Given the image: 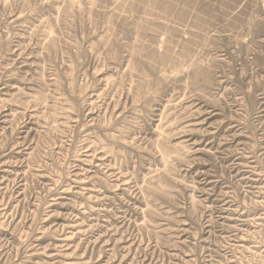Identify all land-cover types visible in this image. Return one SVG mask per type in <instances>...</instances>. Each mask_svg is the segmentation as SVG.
<instances>
[{"label": "rangeland", "instance_id": "rangeland-1", "mask_svg": "<svg viewBox=\"0 0 264 264\" xmlns=\"http://www.w3.org/2000/svg\"><path fill=\"white\" fill-rule=\"evenodd\" d=\"M0 84V264L63 236L83 264H264V0H0Z\"/></svg>", "mask_w": 264, "mask_h": 264}, {"label": "bare ground", "instance_id": "bare-ground-1", "mask_svg": "<svg viewBox=\"0 0 264 264\" xmlns=\"http://www.w3.org/2000/svg\"><path fill=\"white\" fill-rule=\"evenodd\" d=\"M7 22V21H6ZM202 28V27H201ZM134 29V28H133ZM196 43V42H195ZM140 56V55H139ZM163 57V56H162ZM149 62V61H148ZM180 62V61H179ZM198 66V65H197ZM177 68V67H176ZM179 68V67H178ZM184 69V68H183ZM199 69V68H198ZM178 70V69H177ZM181 70H182V67H181ZM185 70V69H184ZM203 70V69H202ZM198 71V70H197ZM204 71V70H203ZM173 72V71H172ZM183 72V71H182ZM200 72V71H199ZM199 72L197 73V74H199ZM202 72V71H201ZM200 72V73H201ZM203 74H200V75H198V76H202V75H204V73H205V71L204 72H202ZM174 74V73H173ZM196 74V75H197ZM163 76V75H162ZM207 76V75H206ZM161 78H163V77H161ZM205 78V77H204ZM208 78V77H207ZM163 79H165V78H163ZM206 79V78H205ZM205 79H204V81H205ZM203 81V82H204ZM204 83H206V82H204ZM1 85V84H0ZM13 87H11L10 85H7V84H5V85H1L0 86V95H6L7 96V94H6V92H8L10 89H12ZM14 90V89H13ZM95 94V93H94ZM251 94V93H250ZM198 95V94H197ZM96 97H97V95H95ZM94 96V98H96ZM249 96V95H248ZM93 97V95H91L90 96V98L91 99H93L92 98ZM3 98V97H2ZM1 100V99H0ZM5 100V99H4ZM94 100V99H93ZM198 99H196L194 102H193V108H194V114H193V116H191L192 118H190V119H187L184 123H183V125H182V127L183 128H185V130L183 129L182 130V133H180V135L178 136V138H180V141H182V144L184 143V142H186L188 145H189V147H190V149H191V154L193 155V157H196V156H198V155H203V154H211V152H212V148H213V142L211 141V137H213V133H214V130L212 129V124L214 123V119L217 117V115H218V113L216 112V107L214 106V105H212V104H208V103H206L205 101H203L202 102V100H199V101H197ZM1 102V101H0ZM90 103H91V101H90ZM248 104V103H247ZM9 110H10V108H9ZM263 110V109H262ZM120 112V111H119ZM3 113V112H2ZM2 113H1V119H0V124H7L6 122H7V117H9L10 115H8L7 113H4L3 115H2ZM10 114V113H9ZM87 116H89V117H91V113H87L86 114V117ZM88 117V118H89ZM9 119V118H8ZM87 119V118H86ZM93 121V120H92ZM90 122L91 121H89V124H90ZM31 123H32V121H31ZM26 124V123H25ZM88 124V125H89ZM91 126V125H90ZM201 126H204L205 127V130H203V133H200V131H199V129H198V127L200 128ZM181 127V128H182ZM3 128H5V126L3 127ZM86 128V127H85ZM88 128V127H87ZM218 128V127H217ZM201 129H203V128H201ZM27 130H29V129H27ZM92 130V129H91ZM212 130H213V132H212ZM3 131V130H2ZM88 131V130H87ZM27 132H29V131H27ZM179 132V131H178ZM84 133V132H83ZM153 133V132H152ZM27 134V133H26ZM107 134V133H106ZM182 139V140H181ZM180 141H179V143L178 142H176L177 144H180ZM185 143V144H186ZM127 144V143H126ZM181 145V144H180ZM122 146V145H121ZM178 146V145H177ZM119 147V146H118ZM130 147V146H129ZM95 150V149H94ZM94 150H87L85 153V155H83V157L80 159V164L81 165H84V166H89V167H94V166H97L98 165V167L99 166H103V165H101L100 163H102L103 162V156H102V152H100V153H98V154H96L97 152L96 151H94ZM92 151H94V153L92 152ZM98 151V150H97ZM190 151V150H189ZM227 151V150H226ZM104 153V152H103ZM19 156V155H18ZM191 158V157H190ZM105 160V159H104ZM104 163V162H103ZM167 163V162H166ZM94 164V165H93ZM100 164V165H99ZM105 164V163H104ZM165 165V164H164ZM234 165V164H233ZM111 166V165H110ZM109 166V167H110ZM78 167V166H77ZM81 167V166H80ZM85 167V168H86ZM79 168V167H78ZM82 168L84 169V167L82 166ZM97 168V167H96ZM1 169V168H0ZM5 169V168H4ZM76 169V168H75ZM87 170H90V169H88V168H86ZM95 169V168H94ZM99 169V168H98ZM107 169V168H106ZM105 169V170H106ZM78 170V169H77ZM77 170H76V172L74 173V174H71V176L73 175V177H74V179H73V181L74 180H76L75 181V183L76 182H78V179H82V177H84L83 176V174H82V177H80V175L81 174H79V173H77ZM80 170V169H79ZM2 171V170H1ZM7 172H9L8 170H6ZM81 171V170H80ZM84 171V170H83ZM82 171V172H83ZM96 171V170H95ZM117 171V170H116ZM4 172H5V170H4ZM79 172V171H78ZM81 172V173H82ZM93 172V171H92ZM107 172V171H106ZM110 172V171H109ZM73 173V172H72ZM87 173V172H86ZM114 173V172H113ZM203 173V175L205 176L204 177V183H203V193L204 192H206V191H208V190H210L211 189V187L214 185V179H212V176H210V174H207L206 173V171L204 172H202ZM89 174H91L90 172H89ZM112 174V173H111ZM110 174V175H111ZM84 175H86V174H84ZM87 176H89V175H87ZM92 176V175H91ZM116 178H118L116 175H114ZM121 174H120V178H121ZM69 177V176H68ZM85 178H87L88 179V177H85ZM84 179V178H83ZM119 179V178H118ZM90 179H88V181H89ZM124 180V179H123ZM1 181V180H0ZM80 181H83V180H79V182ZM116 181V180H115ZM120 181V180H119ZM119 181H117V183L119 182ZM126 182V181H125ZM73 183V182H72ZM75 183H73V184H75ZM84 183V182H83ZM91 183V182H90ZM120 183H122V182H120ZM70 184H71V182H70ZM78 183H76L75 185H77ZM82 184V183H81ZM80 184V185H81ZM87 184H88V182H87ZM94 184V183H93ZM125 184V183H124ZM123 184V185H124ZM74 185V187H76ZM84 185V184H83ZM83 185H82V187H83ZM90 185V184H89ZM89 185H88V187H89ZM118 185H119V183H118ZM122 185V184H121ZM122 185V186H123ZM69 186V185H68ZM79 186V185H78ZM80 187V186H79ZM85 187H86V185H85ZM120 187V186H119ZM68 188V187H67ZM66 188V189H67ZM123 188V187H122ZM54 189V188H53ZM66 189H64V190H62V194H66L67 193V191H69L70 193H71V191L70 190H66ZM70 189V188H69ZM76 189V188H75ZM75 189H73V191H72V193H77L76 191H74ZM78 189H80V188H78ZM81 189H83V188H81ZM89 189V188H88ZM87 189V190H88ZM96 189V188H95ZM59 190V189H58ZM93 190V189H92ZM91 190V191H92ZM61 191V190H60ZM90 191V190H89ZM90 191V192H91ZM93 191H95V190H93ZM90 192H88V193H90ZM264 192V191H263ZM79 193V192H78ZM87 193V192H86ZM93 193H95V192H93ZM97 193V192H96ZM95 193V194H96ZM208 193V192H207ZM206 193V194H207ZM57 194V193H56ZM55 194V195H56ZM81 194V193H80ZM205 194V193H204ZM68 195V194H67ZM77 195H79V194H77ZM97 195V194H96ZM58 196V195H57ZM59 196H60V193H59ZM63 198V197H62ZM61 198H54L53 197V201H52V203H51V208H50V212H49V217H51L52 219H51V221H58V224L60 225V223L61 224H64L66 227H67V229H70V230H72V231H79V229L81 228L79 225H77L76 223H71V222H69V221H67V219H65L64 218V214H62V215H64V216H62L61 217V215H59V213H60V211H59V213L57 212V211H55V210H63V209H65L66 208V201H64V200H60ZM64 199H66V198H64ZM94 199H96V197L94 198ZM99 199H100V197H99ZM96 200H98V198L96 199ZM95 200V201H96ZM69 201V200H68ZM100 201H102V198H101V200ZM99 201V202H100ZM65 202V203H64ZM68 204V203H67ZM202 206V205H201ZM139 208V207H138ZM68 209V208H67ZM71 209V208H70ZM57 212V213H56ZM92 212V211H91ZM69 213V212H68ZM229 214V213H228ZM68 216V215H67ZM66 216V217H67ZM108 216V215H107ZM68 218V217H67ZM71 219V218H70ZM78 219V218H77ZM98 220V219H97ZM56 224V223H55ZM52 225V224H51ZM55 226V225H54ZM58 226V225H57ZM60 227H62V226H60ZM65 227V228H66ZM48 228V227H47ZM57 228V227H56ZM44 229V228H43ZM51 229V228H50ZM86 229V228H85ZM88 229V228H87ZM48 230V229H47ZM40 231V230H39ZM43 231V230H42ZM53 231V230H52ZM68 231V230H67ZM72 231H71V233H72ZM86 231V230H85ZM59 232V231H58ZM79 232H81V231H79ZM179 232H180V230H179ZM182 232V231H181ZM43 233H45V232H43ZM50 233V232H49ZM69 233V232H68ZM39 234V233H38ZM41 234V233H40ZM39 234V235H40ZM75 234V233H74ZM80 234V233H79ZM38 235V237L35 239V241H38L39 242V245H41L40 244V241H41V243H43L42 242V238L43 237H45V236H43L42 237V235H41V237ZM78 235V234H77ZM35 237V236H34ZM46 237H48V234H47V236ZM70 238H71V236H69ZM69 237L68 236H63L62 238H59V239H51V240H48L49 242H48V244H46V246L44 247V246H42V247H38V248H34V249H31L30 250V254L28 253V251H27V254L29 255V258H32V259H38V258H41L42 257V261L44 262V263H42V261H41V263L42 264H83V263H85V261H83L82 259H80V258H76L75 259V261H72V260H69L68 259V257H69V255L68 254H70V253H67V250L69 249V243L72 241H69ZM51 238H53V237H51ZM78 238V237H77ZM107 239H108V237H107ZM34 240V239H33ZM180 240V239H179ZM97 241V240H96ZM103 241V240H102ZM77 243V242H76ZM72 244V243H71ZM129 246V245H128ZM112 247V246H111ZM11 249V248H10ZM71 249H72V245H71ZM70 249V250H71ZM23 250V249H22ZM69 251V250H68ZM73 252V250L71 251V253ZM75 255V254H74ZM0 256H1V254H0ZM12 256V255H11ZM68 256V257H67ZM235 256V255H234ZM28 258V257H27ZM28 258V259H29ZM70 258V257H69ZM124 258V257H123ZM7 259V258H6ZM9 259V258H8ZM25 259V258H24ZM23 259V260H24ZM27 259V260H28ZM32 259L31 260H29V261H32ZM71 259H73V258H71ZM119 259V258H118ZM10 260V259H9ZM36 260H34V261H36ZM74 260V259H73ZM97 260V259H96ZM3 261V260H2ZM25 261H26V259H25ZM131 261V260H130ZM37 263H39L38 261H36ZM25 262H21V260H20V263H18V264H24ZM34 263V262H33ZM87 263V262H86ZM127 263V262H126ZM30 264H31V262H30Z\"/></svg>", "mask_w": 264, "mask_h": 264}]
</instances>
